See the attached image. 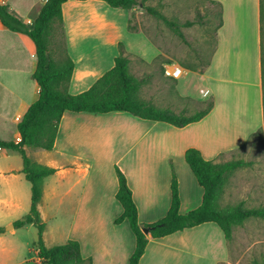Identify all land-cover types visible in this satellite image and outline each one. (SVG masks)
I'll return each mask as SVG.
<instances>
[{
    "label": "crops",
    "instance_id": "1",
    "mask_svg": "<svg viewBox=\"0 0 264 264\" xmlns=\"http://www.w3.org/2000/svg\"><path fill=\"white\" fill-rule=\"evenodd\" d=\"M46 1L0 0V3L8 5L13 14L31 26ZM212 1L221 4L222 24L215 33L209 66L198 73L185 69L178 62L165 60L161 63L163 72L167 68L180 67L183 79L190 77L193 83L192 88L187 89L185 83L179 81L181 76L178 78L175 86L178 98H188L191 108L171 112L193 115L203 102L211 99L213 107L202 120L177 128L164 122L143 120L127 112L63 113L54 148L46 151L52 154L51 158L44 165L56 172L44 179L39 204L47 248L53 245L48 243L43 205L60 208L66 203L73 213L61 235L64 243L78 241L82 257L91 258L93 264H129L136 238L126 220L115 223L123 212L115 197L118 190L115 167L126 177L139 223L153 224L164 218L169 210L172 169L178 181L179 213L186 214L202 203L203 188L184 159L187 149L195 148L205 160L217 161L220 155L245 146L252 135L264 129L260 0ZM102 3L68 0L62 5L66 49L74 62L68 88L71 95L88 90L114 66L122 33L128 40L138 35L127 30V11L109 9L112 17L120 19L117 22L115 19L107 21V9L101 12L85 7L104 5ZM145 40L150 51L153 50L149 56L139 51L134 53L126 42L124 48L130 59L138 58L149 66L159 52ZM35 69L32 40L9 31L0 22L1 140H20L17 124L39 96V87L32 78ZM0 176L6 175L0 171ZM4 194L9 196L4 202L8 200L13 206L19 204L21 196L15 187L8 186ZM8 224L12 228L0 233V264H27V257L16 259L13 256L17 249L14 250L13 241L19 230L33 225L15 229L11 221ZM147 237L149 241L138 264L230 262L228 243L214 223H204L160 239ZM25 246L19 242L17 247L24 250ZM36 264L41 263L37 260Z\"/></svg>",
    "mask_w": 264,
    "mask_h": 264
},
{
    "label": "trees",
    "instance_id": "2",
    "mask_svg": "<svg viewBox=\"0 0 264 264\" xmlns=\"http://www.w3.org/2000/svg\"><path fill=\"white\" fill-rule=\"evenodd\" d=\"M68 0H47L31 26L25 24L12 13L9 6L0 3V22L11 32L28 36L35 47L36 69L32 78L39 87L38 99L31 104L17 124L20 141H4L0 139V149L16 151L22 158V170L31 186V204L28 214L15 221L12 225L20 229L33 225L37 231V241L34 247L41 264H93L91 258H83L80 244L75 240L47 248L43 241L45 224L39 213V204L43 196L44 179L55 174L56 169L38 164L27 156L26 150L52 151L58 133V127L65 111L109 113L127 112L140 119L168 123L177 128H183L191 123L202 120L212 109L213 101L209 99L202 103L204 106L193 115L185 113L174 114L162 110L152 103L143 100L140 90L143 80L134 77L131 72V59L122 43L118 44L119 55L114 59V66L104 73L88 90L71 95L68 92L74 70V62L68 55L63 26L62 5ZM87 1V0H78ZM103 1L114 9L131 10L137 0H96ZM148 0H141L145 11L171 29L180 39H184L182 28L194 25L187 21L178 24L168 19L154 7L144 6ZM213 5L214 9L206 11V15L217 18L216 30L222 24L221 4L212 0H204ZM260 35H261V68L262 92L264 109V0H260ZM129 32L137 30L128 20ZM56 56V57H55ZM209 66V61L201 67H186L193 72L203 73ZM184 159L198 184L203 188L201 205L186 214H180V197L178 181L175 172H171V203L164 218L153 224H140L137 208L132 199L131 190L123 172L116 166L118 179L116 200L122 206V214L115 220L116 224L127 221L136 238V247L129 259V264H138L148 244V237L142 232L150 228L149 236L160 239L185 229L194 228L204 223H214L223 232L228 242L233 238L236 227L248 219L264 220V205L245 207L243 203L223 208L218 203V191L225 183L229 173L247 167L244 161L218 162L205 160L200 151L195 148L186 150ZM3 228L0 227V233ZM253 264H264L254 261Z\"/></svg>",
    "mask_w": 264,
    "mask_h": 264
},
{
    "label": "rangeland",
    "instance_id": "3",
    "mask_svg": "<svg viewBox=\"0 0 264 264\" xmlns=\"http://www.w3.org/2000/svg\"><path fill=\"white\" fill-rule=\"evenodd\" d=\"M137 2L138 4L133 9L125 11H127L128 20H131V25L136 28L138 35L128 40L121 30L122 44L124 46L126 42L134 53L139 51L144 53V56L147 54L149 56L153 50L151 49V52L148 43H145L146 38L159 52L158 57L149 66L144 65L138 58L131 59V74L133 73L137 79L144 81L140 96L143 100L162 110L177 111L186 109L189 111L191 104L188 98L179 99L175 91L178 79H165L161 63L165 60L171 63L178 62L187 69L186 67L189 66L199 68L208 62L215 48V33L218 21L216 17L206 15V11L209 9L217 10L204 0L146 1L144 6L154 7L168 19L178 24L187 21L194 22L193 26L182 28L184 34L182 40L161 21L148 14L141 5V0H137ZM102 4L104 5L85 7L100 9L101 12L104 9L113 10L105 2ZM110 13V10L109 13H106L107 21L115 19L119 22L120 19L112 17ZM167 69L170 70V68ZM181 77L179 81L184 82L187 89H191L193 83L190 77L184 79ZM203 107L202 105L199 109ZM51 155V153L41 150L27 151L28 157L43 165H47ZM240 160L249 165L227 175L225 183L220 187L217 194L219 205L223 208L239 203H243L248 208L264 205V129L252 135L245 146L225 155H220L215 162ZM22 167V158L18 152L0 150V171L6 175L5 177L0 176V227L3 228V232L8 230L11 225L8 224L10 221L14 223L21 219L28 214L30 209L31 186L24 174L21 173ZM9 173H12V175H7ZM8 186L15 187L17 193L21 196L17 206H13L8 200L3 201L9 198L4 194ZM55 204H58L57 200ZM42 211L47 220L49 245L58 246L63 244L61 235L64 233L63 230L69 223L73 213L72 207L66 205V203L60 208L43 205ZM17 234L13 241L16 246L14 250L17 248L13 256L16 259L27 257V264H36L39 259L34 251L33 244L37 240V229L34 226L28 229L23 228ZM19 242L21 244L25 243L27 247L25 246L24 250L19 249L17 247ZM228 251L229 264H253L254 261H261L264 258V220L248 219L241 226L236 227L232 240L228 242Z\"/></svg>",
    "mask_w": 264,
    "mask_h": 264
},
{
    "label": "built area",
    "instance_id": "4",
    "mask_svg": "<svg viewBox=\"0 0 264 264\" xmlns=\"http://www.w3.org/2000/svg\"><path fill=\"white\" fill-rule=\"evenodd\" d=\"M164 73L166 76L178 79V74H180V70L178 69V67L173 68L171 71L165 69ZM20 141V140H19Z\"/></svg>",
    "mask_w": 264,
    "mask_h": 264
},
{
    "label": "water",
    "instance_id": "5",
    "mask_svg": "<svg viewBox=\"0 0 264 264\" xmlns=\"http://www.w3.org/2000/svg\"><path fill=\"white\" fill-rule=\"evenodd\" d=\"M9 228H12V226H9ZM142 232H143L145 235H149L150 228H143V229H142Z\"/></svg>",
    "mask_w": 264,
    "mask_h": 264
},
{
    "label": "bare ground",
    "instance_id": "6",
    "mask_svg": "<svg viewBox=\"0 0 264 264\" xmlns=\"http://www.w3.org/2000/svg\"><path fill=\"white\" fill-rule=\"evenodd\" d=\"M178 69L180 70V74H178V78H179L182 74V70L180 69V67H178Z\"/></svg>",
    "mask_w": 264,
    "mask_h": 264
}]
</instances>
